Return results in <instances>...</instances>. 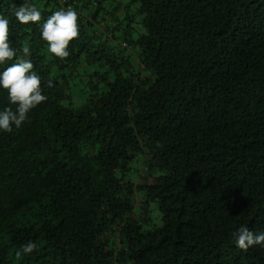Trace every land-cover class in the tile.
<instances>
[{
	"label": "trees",
	"instance_id": "1",
	"mask_svg": "<svg viewBox=\"0 0 264 264\" xmlns=\"http://www.w3.org/2000/svg\"><path fill=\"white\" fill-rule=\"evenodd\" d=\"M51 1L0 0L47 96L0 132V264H264L233 242L264 232V0ZM26 3L39 22L15 19ZM69 7L80 34L60 59L40 25ZM96 63L75 106L73 69Z\"/></svg>",
	"mask_w": 264,
	"mask_h": 264
},
{
	"label": "clouds",
	"instance_id": "2",
	"mask_svg": "<svg viewBox=\"0 0 264 264\" xmlns=\"http://www.w3.org/2000/svg\"><path fill=\"white\" fill-rule=\"evenodd\" d=\"M15 19L21 24L39 22L41 11L34 5L25 4L15 11ZM79 15L71 7L54 11L41 25L40 37L47 42L48 52L60 59L70 55L69 43L80 34L78 24ZM24 57L30 56V48L25 45L22 48ZM14 63L3 67L7 61ZM42 78L34 70L31 59L19 58L18 50L13 47L10 40V19L0 13V89L7 91L9 105L0 108V132H12L13 126L20 128L29 119V113L39 104L46 101L41 87ZM51 86V81L48 82ZM233 242L237 248L247 250L253 245L264 247V232L255 233L248 227L238 228L233 233ZM23 253H32L37 250V244L29 241L22 245ZM21 255V253H17Z\"/></svg>",
	"mask_w": 264,
	"mask_h": 264
},
{
	"label": "rangeland",
	"instance_id": "3",
	"mask_svg": "<svg viewBox=\"0 0 264 264\" xmlns=\"http://www.w3.org/2000/svg\"><path fill=\"white\" fill-rule=\"evenodd\" d=\"M36 1L37 2H45V0H36ZM114 1H120V0H114ZM121 1L126 2V4H129L131 2V0H121ZM51 2H55V0H52ZM139 7H140L139 3L131 4L130 7L127 9V11L121 15L122 26L123 27L127 26V24L130 23V26L133 28L134 35H137V33L139 31H142V32L144 31V27L142 24L143 16L141 13L138 12ZM127 15H129L130 20L126 18ZM96 30L98 32H101L99 28H96ZM117 33H119V31ZM119 43H122V41L119 40ZM56 68L58 69V71H56V72L59 73L61 70H59L58 67H56ZM87 68L91 69L92 71H94L96 69H98L100 71L107 69V68H105V66L102 67L99 63L93 64L91 66V68L87 67V65L84 64V65L78 66L75 69H73L74 76L70 80V83H71V97H72V100H73L75 106H79V105L85 103L87 101V96L90 93L89 92L90 87L88 85H85L87 80H85V82H83L84 80H82L78 76V73L81 74ZM153 205L155 207V210L153 213L154 217L155 216L160 217L161 213L159 211L158 204L156 202H154ZM157 222L160 223L161 219L157 218Z\"/></svg>",
	"mask_w": 264,
	"mask_h": 264
}]
</instances>
